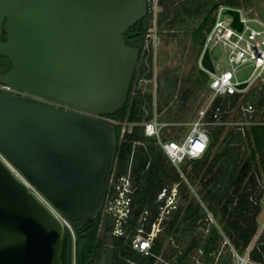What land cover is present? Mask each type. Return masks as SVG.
Returning a JSON list of instances; mask_svg holds the SVG:
<instances>
[{"label": "water", "instance_id": "1", "mask_svg": "<svg viewBox=\"0 0 264 264\" xmlns=\"http://www.w3.org/2000/svg\"><path fill=\"white\" fill-rule=\"evenodd\" d=\"M149 0H0V264H65V226L103 211ZM242 30L240 11L229 8ZM3 33L6 39L2 40ZM201 66L215 71L206 49ZM247 83L239 86L243 89Z\"/></svg>", "mask_w": 264, "mask_h": 264}, {"label": "trees", "instance_id": "2", "mask_svg": "<svg viewBox=\"0 0 264 264\" xmlns=\"http://www.w3.org/2000/svg\"><path fill=\"white\" fill-rule=\"evenodd\" d=\"M252 2L157 1L159 10L156 23L160 35L177 39L179 54L191 63L196 72L189 78L191 87L183 94L184 103L192 88L203 89L210 80L208 72L199 67V59L219 8L244 9ZM152 4L153 0H149L148 14L141 31L135 26L124 34L127 41L128 35L137 36L139 41L136 44L140 46V58L127 101L119 110L105 115L115 121L117 133L114 176L126 174L131 169L134 182L140 181L132 197V212L123 226L125 233L114 234L115 217L103 209L90 226L85 219L76 223L75 251L66 230L62 260L65 264H237V255H247L251 262L247 264H264V231L247 254L258 233V217L264 207V190L260 184V180L264 179V86L244 95L238 92L215 97L206 113V121H215L212 111L217 107L222 111L238 109V118H241L238 103L242 101L257 107V122L245 126L244 131L237 126L208 125L209 146L201 158L181 164L180 170L185 178L182 177L158 138L148 136L143 124L153 120L155 114H159L158 119L163 121L160 116L170 108L172 101L169 99L177 90L181 76L167 67L157 77L155 100L150 90H136L138 79L144 74L147 79L153 78V68L145 73L147 67L142 62L141 48L144 36L153 25ZM261 16L264 19V13ZM164 81L167 90L165 97H160L158 92ZM175 115L181 116L179 112ZM228 116V113H224L221 121H227ZM178 121L175 119L172 122ZM124 122L133 124L125 132ZM161 137L166 141L180 138L170 135ZM174 184H178L181 195L179 206L165 220L163 229L154 238L151 248L154 255H146L133 247L140 216L146 209L151 211L145 225L147 235L159 211L156 201L159 192ZM190 186L197 187V194L192 192ZM209 213L215 221L210 219Z\"/></svg>", "mask_w": 264, "mask_h": 264}, {"label": "built area", "instance_id": "3", "mask_svg": "<svg viewBox=\"0 0 264 264\" xmlns=\"http://www.w3.org/2000/svg\"><path fill=\"white\" fill-rule=\"evenodd\" d=\"M154 1L155 8L153 10V25L149 28L141 44L142 62L147 67L145 73L153 68L157 48L160 42V35L156 23L158 0ZM228 9L229 8L222 6L217 11L216 21L206 35V41L203 49V51L206 49L210 51L215 47L221 48L225 54L227 62L226 69L218 73H215L216 69L214 72H211L213 78L210 80L209 88L213 93V100L216 96L232 95L241 92L244 88L240 89L239 86L243 83H247L248 86V84L255 78H261L264 80V22L246 15L247 11L245 9H237L240 11V21L242 23V30H238L231 25L232 17L226 13ZM251 23H257L262 27V29L253 27ZM201 58L199 60L200 65ZM248 63L253 65V71L247 78L240 79L237 72L242 66ZM147 80L151 79H147L145 74L140 77L136 84V90L141 89V81ZM0 87L9 91H14L7 85H1ZM238 106L242 112V117L239 118L235 125L244 131L245 126H249L250 124L257 122L256 114L258 109L252 103L243 102L241 104V102H239ZM234 109L231 108L227 111H222L220 107H217L212 111V115L215 120L213 122L206 121L205 119L208 110L200 111L199 118L195 119L190 124L189 132L183 138L178 140H163L161 137V129L163 125L160 124L156 118L151 121L144 122L143 124L145 126V133L148 136H156L158 138L169 160L178 168L182 177L185 178L184 174L180 170L181 164L185 163L187 160L201 158L209 146L210 134L207 126L211 123L227 125V123H229L228 120L221 121L222 115L224 113L230 114L234 111ZM107 120L115 123L114 120L109 118H107ZM132 125V123L124 122L123 132H125L128 127L131 128ZM139 184L140 181L138 183L134 182L131 169L128 170L126 174H122L120 176H114L113 170L110 181L111 193H109V187L104 210L106 213L115 217L116 224L114 234L116 235H123L125 233L123 226L132 212V197ZM260 184L264 190V179L260 180ZM180 198L181 195L178 190V184H174L172 187L166 186L159 192L156 200L159 211L152 222L151 229L147 235H145V225L151 215V211L146 209L140 216L138 233L133 239V247L135 249L145 253L146 255H154L151 251L154 238L163 229L165 220L168 219L171 213L178 208ZM58 215L62 220L65 229L71 236L75 251L76 227L72 221L66 219L59 213ZM210 215L212 214L209 213V217L211 219ZM237 258L239 264L251 263L248 256L242 257L237 255ZM159 259L161 260V258Z\"/></svg>", "mask_w": 264, "mask_h": 264}, {"label": "rangeland", "instance_id": "4", "mask_svg": "<svg viewBox=\"0 0 264 264\" xmlns=\"http://www.w3.org/2000/svg\"><path fill=\"white\" fill-rule=\"evenodd\" d=\"M155 8V1L153 0V10ZM246 11V15H249L251 18L258 19L262 22H264L263 17L261 16L262 13H264V0H253L251 4H249L247 7L244 8ZM198 22V21H197ZM196 23H193V26H195ZM251 25L257 29H262L260 25L257 23H251ZM165 34V33H164ZM160 35V33H159ZM200 56V58L203 55ZM211 58L213 60V63L215 65L216 72H221L222 70L227 68V62L226 57L221 48L215 47L210 50ZM170 68L173 71H177L179 76H181V79L178 83L177 90H174V94L170 97V108H168L166 111H164L161 114V120L158 119L159 114H155L157 117V120L163 124V128L161 131V135H172V134H178L184 136L189 129L190 124L195 120L198 119L200 116V111H207L210 108L211 102L214 98L213 93L210 91L209 83L210 80L213 78V75L211 72L207 71L210 80L207 83V85L204 86L203 89H195L192 88L190 91V95L188 97V100L184 103L183 102V94L185 91L188 90L189 87H191V83L189 81V78L192 74L196 73L191 63H188L185 61V58L181 57V54H179V45L177 39H168L164 35H160V42L159 46L157 48V54L156 58L153 64V78L151 80L147 81H141L140 86L143 90H150L154 96H156V88H157V77L162 73L166 71V68ZM199 67L200 61H199ZM253 71V65L248 63L242 66L239 71L237 72V75L240 79L247 78L251 72ZM260 86H264V80L261 78H255L253 79L248 86H246L242 91L241 94L244 95L246 93L252 92L255 88H259ZM166 87H165V81L162 82L161 87L159 89L158 94L160 97H165L166 93ZM156 98L154 97V100ZM155 102V101H154ZM243 102L241 101V104ZM183 108V109H182ZM180 109V111H179ZM180 113L181 116H176V113ZM238 109H234L233 112H231L228 116V122L227 126H237L235 125L236 122L239 120L238 116ZM179 120L178 122H172L173 120ZM168 120V121H167ZM175 138L173 135L171 136ZM192 192L196 193L197 187L191 186ZM197 194V193H196ZM198 196V195H197ZM211 216V220L215 221L213 215ZM259 221V228L258 233L253 238L248 250H251L254 245L257 243V240L260 236V234L264 231V207L258 217ZM247 256V255H246ZM237 264H239L237 260Z\"/></svg>", "mask_w": 264, "mask_h": 264}, {"label": "flooded vegetation", "instance_id": "5", "mask_svg": "<svg viewBox=\"0 0 264 264\" xmlns=\"http://www.w3.org/2000/svg\"><path fill=\"white\" fill-rule=\"evenodd\" d=\"M129 40H133V39H139L137 36H134L133 34L128 35ZM6 39V34L3 33L2 35V40ZM6 57H1L0 56V75H3L4 73H6V71L9 69L10 67V61L7 62V58ZM9 60V59H8ZM2 84H0L1 86Z\"/></svg>", "mask_w": 264, "mask_h": 264}, {"label": "crops", "instance_id": "6", "mask_svg": "<svg viewBox=\"0 0 264 264\" xmlns=\"http://www.w3.org/2000/svg\"><path fill=\"white\" fill-rule=\"evenodd\" d=\"M158 10H159V7H158ZM199 60H200V59H199ZM202 69H204V68H202ZM205 71H206V70H205ZM154 97H156V96H154ZM155 118L157 119L156 116H155ZM157 121H158V120H157ZM158 122H159V121H158ZM159 123H160V122H159ZM160 124H162V123H160ZM162 125H163V124H162ZM162 128H163V127H162ZM161 131H162V129H161ZM188 132H189V131H188ZM188 132H187V133H188ZM187 133H186V134H187ZM186 134H184V136H185ZM172 135H173L174 137H175V136H180L179 139H181V138L184 137V136H182V135H178V134H172ZM172 135H171V136H172ZM174 140H176V139H174ZM256 244H257V243H256ZM256 244H255V245H256ZM255 245H254V246H255ZM249 251H250V250H249Z\"/></svg>", "mask_w": 264, "mask_h": 264}]
</instances>
